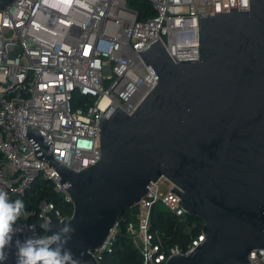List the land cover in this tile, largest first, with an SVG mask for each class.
<instances>
[{
  "label": "water",
  "instance_id": "water-1",
  "mask_svg": "<svg viewBox=\"0 0 264 264\" xmlns=\"http://www.w3.org/2000/svg\"><path fill=\"white\" fill-rule=\"evenodd\" d=\"M15 1L0 0V11ZM230 9L200 17L201 61L174 62L159 38L139 51L158 83L132 114L118 106L100 115L95 164L67 167L28 125L26 136L41 146L35 154L43 151L36 157L50 159L73 204L62 220L45 212L48 234L75 228L66 247L84 264H98L90 251L163 177L206 235L196 251L167 264H252L250 252L264 248V0ZM15 261L13 246L4 264Z\"/></svg>",
  "mask_w": 264,
  "mask_h": 264
},
{
  "label": "built area",
  "instance_id": "built-area-1",
  "mask_svg": "<svg viewBox=\"0 0 264 264\" xmlns=\"http://www.w3.org/2000/svg\"><path fill=\"white\" fill-rule=\"evenodd\" d=\"M129 1L16 0L0 11V190L10 200L22 199L39 181L72 203L50 159L36 157L43 151L35 154L41 146L26 136L28 125L52 142L48 150L67 167L80 171L95 164L101 157L100 115L108 118L118 106L132 114L158 83L139 51L159 38L174 62L201 61L200 17L229 12L230 6L250 8V0H147L156 14L140 20ZM164 180L148 185L127 225L142 264H167L206 240L203 222L182 207L174 183L161 188ZM162 207L186 237L180 243L170 245L174 235L153 227V213ZM37 208L17 221L25 237L46 235L41 225L48 226V210L65 218L48 198ZM119 229L120 221L90 251L98 264L114 252ZM250 260L264 264V248L253 249Z\"/></svg>",
  "mask_w": 264,
  "mask_h": 264
},
{
  "label": "clouds",
  "instance_id": "clouds-1",
  "mask_svg": "<svg viewBox=\"0 0 264 264\" xmlns=\"http://www.w3.org/2000/svg\"><path fill=\"white\" fill-rule=\"evenodd\" d=\"M24 210L23 200L12 201L6 191L0 190V264L9 259V251L13 246L15 264H84L66 247L76 231L70 224H64L51 235L48 234L50 226L41 225L46 229V235H31L23 240L18 238L20 229L16 225ZM30 230L34 232V229Z\"/></svg>",
  "mask_w": 264,
  "mask_h": 264
},
{
  "label": "trees",
  "instance_id": "trees-1",
  "mask_svg": "<svg viewBox=\"0 0 264 264\" xmlns=\"http://www.w3.org/2000/svg\"><path fill=\"white\" fill-rule=\"evenodd\" d=\"M129 4L139 11L140 20L156 14V10L147 0H130ZM43 198H48V200L53 202L56 207L61 210L63 216L70 217L73 214V204L65 201L48 183H39L38 186H33V188L28 191L27 195L21 199L25 202L24 213L28 210H37V205ZM164 213L165 212L162 209H156L154 211L153 227H158L161 230H165L168 234L174 235L169 240L170 245L180 243L186 239V237H182V232L179 231L180 228L177 220L169 216H164ZM35 219L36 217L30 216V220ZM131 219H134L133 209L125 211L120 216V229L116 240L115 250L113 253H109L105 256L103 264H142V257L127 232V225ZM200 226L201 223L198 231H201Z\"/></svg>",
  "mask_w": 264,
  "mask_h": 264
},
{
  "label": "rangeland",
  "instance_id": "rangeland-1",
  "mask_svg": "<svg viewBox=\"0 0 264 264\" xmlns=\"http://www.w3.org/2000/svg\"><path fill=\"white\" fill-rule=\"evenodd\" d=\"M39 183H40L39 181H36L34 183V187L38 186ZM170 185H171V183L168 180H164L163 182H161V188L162 189H168L170 187ZM162 210L165 212L164 216H167L168 212H167L166 208L162 207Z\"/></svg>",
  "mask_w": 264,
  "mask_h": 264
}]
</instances>
